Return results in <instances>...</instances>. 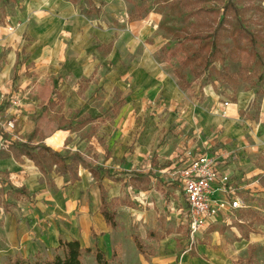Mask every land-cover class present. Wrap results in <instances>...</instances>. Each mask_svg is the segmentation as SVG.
Instances as JSON below:
<instances>
[{
	"label": "rangeland",
	"instance_id": "obj_1",
	"mask_svg": "<svg viewBox=\"0 0 264 264\" xmlns=\"http://www.w3.org/2000/svg\"><path fill=\"white\" fill-rule=\"evenodd\" d=\"M30 1L0 0V149L7 141H27L30 121L44 127L36 128L31 145H47L44 132L50 127L64 131L62 155L78 153L75 147L81 146L85 165L78 168V185L88 192L101 181L111 207L120 212L122 230L116 231L117 246L107 252L109 264H264V187L258 183L264 173V0H123L131 20L147 19L164 38L155 52L164 63L158 77L166 85L160 90L133 87L124 69L134 56L120 51L111 86L100 78L92 83L93 76L46 78L49 71L42 65L37 74L28 54ZM78 4L88 18L100 12L85 0ZM97 49L106 52L104 46ZM210 50L213 57L204 65L201 59ZM195 52L201 59L188 61ZM13 76L17 80L8 82ZM51 96L54 106L46 105ZM235 102L240 111L234 120L205 125L210 114L225 116V103ZM204 153L215 159L219 178H229L224 186L243 209L191 242L187 204L172 183L190 158ZM22 163V172H0V213L18 208L19 220L27 219L24 210L37 202L27 188V195L14 191L25 188L30 163ZM105 169L121 181L107 179ZM133 170L150 174L148 181L122 174ZM44 182L40 185L56 188L50 176ZM124 205L133 207L147 233L143 255L129 241L138 236V226L120 209ZM150 232L158 237L150 239ZM56 255L45 252L41 259ZM93 255L83 253L82 262L94 264Z\"/></svg>",
	"mask_w": 264,
	"mask_h": 264
},
{
	"label": "crops",
	"instance_id": "obj_2",
	"mask_svg": "<svg viewBox=\"0 0 264 264\" xmlns=\"http://www.w3.org/2000/svg\"><path fill=\"white\" fill-rule=\"evenodd\" d=\"M78 1L75 3L69 0L30 1L28 54L29 60L35 63L34 71L37 74H40L42 65L46 71H49L48 75L47 72L44 74L46 78H51L52 74H59L77 81L91 79L93 76L95 80L93 79L92 83L100 78L105 85L111 86V82L116 83L114 80L117 73L116 58L120 51L134 56L124 69L126 79L130 80L133 87L159 90L165 87L166 81L158 77L164 63L155 57V52L165 43L162 36H156L155 25L151 27L147 19L131 20L123 0H91L92 4L85 0L90 7L100 8V12L98 11L92 18H88L80 11ZM97 3H102L101 7ZM0 36H4L1 23ZM118 36L122 37L118 40ZM122 38L124 40H121ZM102 46L106 47V52L102 51L103 54L97 49ZM14 65L15 62L11 69ZM103 66H108L107 70ZM16 80L17 78L13 76L8 82L14 83ZM56 83L57 79H53L52 94L56 90ZM51 98L52 96L49 101ZM225 109V116L212 113L206 118L205 125L217 121L222 126L234 120L235 115L240 111L236 102L229 104ZM33 124L34 122L30 121L26 125L30 134L35 128H44L39 125L35 127ZM74 133L76 132L66 131L67 135ZM63 134L64 131L52 130L49 127L48 131L44 132L48 143V146H45L56 152L67 149ZM80 147V145L76 146L74 151L81 153ZM22 161L30 163L27 167L30 170L26 177L23 176L22 185L37 202H34V207L30 206L31 208L24 210V216L27 215L25 220L15 218L14 213L18 209L15 207L7 214L3 211L0 213V264L11 263L16 258L34 261L36 256L41 258L45 252L61 254V250L58 249L59 240H76L83 249H90L91 253L98 248L107 259V252L117 246L116 231H121L122 226L118 221L120 212L116 209L117 228L111 229L105 224L99 213L98 184L97 189L93 187L87 192L78 185L81 183L78 169L79 180L71 182L68 175V179L64 180L66 174L59 175L53 171L42 174L33 162L26 158H22L19 162L12 157L0 159V172H8L12 175L22 172V169L26 168ZM47 176L51 177L56 188L47 189L46 185L45 187L40 185ZM148 179L149 177L144 180L148 181ZM178 195L181 201H184L179 190ZM120 209H126L129 219L134 217L132 222L138 226V236H135L140 239L142 245L148 244L145 228L142 230V223L138 222L133 207L124 205ZM149 238L155 239L150 236ZM129 241L133 242L132 236Z\"/></svg>",
	"mask_w": 264,
	"mask_h": 264
},
{
	"label": "trees",
	"instance_id": "obj_3",
	"mask_svg": "<svg viewBox=\"0 0 264 264\" xmlns=\"http://www.w3.org/2000/svg\"><path fill=\"white\" fill-rule=\"evenodd\" d=\"M4 3H14L16 0H2ZM72 3H75L77 0H69ZM90 4L91 0H86ZM213 49V47H212ZM213 50H210L209 54H207L206 57L200 58L196 52L192 54V56H188L187 60L192 61L195 59H201L202 63L204 65H207L208 58L213 57ZM177 78L180 80H183L182 76L180 74H177ZM56 103L53 99H50L47 105L54 106ZM37 132V129L35 128L33 132L29 135V138L25 142H12L7 141L5 150H0V159H7L12 157L17 162L21 161L22 158H26L29 161H32L33 164L39 169V171L42 174H48L50 172H55L56 174L63 175L66 174L69 176L71 182H75L79 180V177L77 175V169L78 166L85 165L84 160L78 153L68 154L66 156H63L62 154L52 150L51 148L45 146V145H31V140L33 139V136ZM5 137L4 134H1V137ZM105 176L107 179L113 181V182H120L121 180L118 178L116 174H112L107 171V169L104 170ZM93 177L98 178V174L94 172H90ZM124 176H133L134 179L143 181L144 179L148 178L150 174L142 173V172H136V171H130V172H123ZM258 183L260 186L264 187V173L262 176L258 179ZM172 184H175L174 182ZM98 190L100 194V207H99V213L102 216L105 224L110 227L111 229H116L118 226V222L116 219L117 212L115 208L111 207L110 202L107 201V193L105 190V187L102 185V183L98 182ZM14 191L20 195H27V191L25 188L21 187L18 189H14ZM150 237L157 238L156 234L154 232L149 233ZM133 242L135 244V247L137 251L140 254L143 253V245L140 241V239L136 236L132 237ZM58 249L61 250V254H57L52 259H41L36 256V259L34 261H30L27 259H21L16 258L11 263L8 264H84L82 262V255L83 253H91L92 251L90 249H83L79 242L76 240L72 241H63L59 240L58 242ZM94 256V264H109L104 253L100 251L98 248H96L93 252Z\"/></svg>",
	"mask_w": 264,
	"mask_h": 264
},
{
	"label": "built area",
	"instance_id": "obj_4",
	"mask_svg": "<svg viewBox=\"0 0 264 264\" xmlns=\"http://www.w3.org/2000/svg\"><path fill=\"white\" fill-rule=\"evenodd\" d=\"M228 105L225 103V106ZM9 125L11 128L12 124ZM228 181L227 177L219 178L215 159L206 153L190 158L188 164L176 174L173 182L187 204V225L191 242L211 224L225 219L233 211L243 209L238 196H229L233 191L225 188Z\"/></svg>",
	"mask_w": 264,
	"mask_h": 264
}]
</instances>
